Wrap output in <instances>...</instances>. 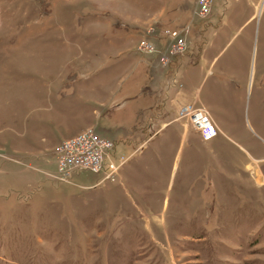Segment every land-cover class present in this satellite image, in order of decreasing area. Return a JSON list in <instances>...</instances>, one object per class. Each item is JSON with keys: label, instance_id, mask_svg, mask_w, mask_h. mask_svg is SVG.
Here are the masks:
<instances>
[{"label": "rangeland", "instance_id": "rangeland-1", "mask_svg": "<svg viewBox=\"0 0 264 264\" xmlns=\"http://www.w3.org/2000/svg\"><path fill=\"white\" fill-rule=\"evenodd\" d=\"M195 13L196 0H0V264H264V0ZM150 27L157 50L162 29H187L171 64L214 43L203 94L225 99L224 135L190 130L180 146L175 123L114 183L59 181L58 129L95 126L93 111L111 121L120 97L168 81L171 64L136 50ZM130 120L111 132L133 142ZM116 150L115 163L129 155Z\"/></svg>", "mask_w": 264, "mask_h": 264}, {"label": "crops", "instance_id": "crops-1", "mask_svg": "<svg viewBox=\"0 0 264 264\" xmlns=\"http://www.w3.org/2000/svg\"><path fill=\"white\" fill-rule=\"evenodd\" d=\"M179 16V14L176 15L177 18H179ZM252 17L253 15L244 24H247L252 19ZM213 46L214 43L206 44L202 48V55H184L180 59H175L170 67L164 68L162 70V75L165 76L168 80L163 81L161 83L162 85H158L156 83L149 84L148 86L144 87V90H140L137 92L135 91V89H132L129 92L130 94L120 97L117 100L118 106L115 107V109H117L113 111L111 116L112 118H110L112 120L110 121L109 119H107L110 122L105 121L104 119L106 111L105 113H102L104 115H99V112L93 111L96 125L94 126V124L89 123V125L86 126L85 129H81V131L79 130L80 133L87 130L88 128H91L96 134L95 127L101 123L105 126L104 135H96L111 141L114 144V147L116 146V148H114V154L117 148L120 152L126 154V151H128L130 147H135L132 151L130 150V152L127 153L129 154L127 157L124 155L121 156L127 159L134 153H137L140 148L142 150V147L144 145H146L147 151L149 149V145L153 142L152 138L154 136L162 134L167 129L172 128L175 123L180 122L181 130L179 145L181 146L182 143L185 144L187 142V136L191 129L185 124L184 120L177 119L176 101H178L185 104H192L196 107L204 108L208 112L218 131L223 134L222 124L224 120L222 115L219 113V111L221 110L219 108L225 107V99H223L222 96L217 97V93H215L214 95H209L208 93L207 96L203 94V89L211 75V71L209 68H211L212 64L218 57V54L211 53V55H209L205 52L206 49L212 51ZM209 91L214 93L213 90ZM142 96L146 97V105L142 106V109H137L135 111L132 106L135 102H138V100L141 99ZM142 114L145 115V117L141 116ZM141 117H143L142 120H140ZM129 119H131L130 125L133 128V136L136 135V138L133 139V142L125 140L123 134H119L117 132L120 129H118L115 133L111 132L112 130H115L116 122H119L121 124L123 121L127 122ZM154 126L156 127L155 130L150 133V130H152ZM58 132L60 136H58L57 133L56 136H54V142L52 146L53 151L63 141L79 134V132L76 131V134L68 135L61 128L58 129ZM194 134L197 136L200 142H210H205L200 138L198 134H196L195 132ZM217 137H219V135H217L216 138ZM164 141L162 140V142ZM145 153V151L143 153H140V156L138 158H143ZM9 161L10 159H8L7 156H0V165L4 166L5 163ZM17 163L19 164V162ZM23 172L25 171L23 170ZM125 176V173L122 172V174L119 176V182L122 183L125 179Z\"/></svg>", "mask_w": 264, "mask_h": 264}, {"label": "built area", "instance_id": "built-area-1", "mask_svg": "<svg viewBox=\"0 0 264 264\" xmlns=\"http://www.w3.org/2000/svg\"><path fill=\"white\" fill-rule=\"evenodd\" d=\"M212 0H196V16L204 18L210 11ZM156 27H150L145 33L136 50L142 54H156L158 64L167 67L172 62V57L181 56L186 48V40L183 33L187 29L180 30L162 29L160 38L165 41V48L157 50L151 42L157 39L154 35ZM177 119L184 120L185 124L200 138L211 141L217 136V127L211 120L208 112L202 107L185 104L176 101ZM114 144L99 137L91 130H85L78 135L63 141L55 150L57 178L59 181H68L69 178L82 171H88L101 177L99 183H114L119 175V169L126 162V158L120 157L118 163L112 158ZM140 150V149H139Z\"/></svg>", "mask_w": 264, "mask_h": 264}]
</instances>
